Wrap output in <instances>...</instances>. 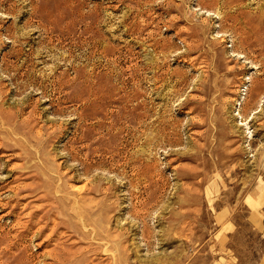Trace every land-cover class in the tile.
I'll return each mask as SVG.
<instances>
[{
  "label": "rangeland",
  "instance_id": "374dc122",
  "mask_svg": "<svg viewBox=\"0 0 264 264\" xmlns=\"http://www.w3.org/2000/svg\"><path fill=\"white\" fill-rule=\"evenodd\" d=\"M0 264H264V0H0Z\"/></svg>",
  "mask_w": 264,
  "mask_h": 264
}]
</instances>
